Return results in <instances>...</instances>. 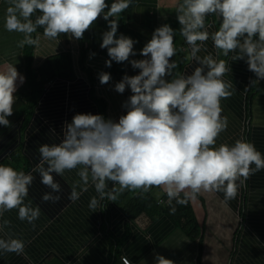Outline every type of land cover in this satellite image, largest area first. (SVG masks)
<instances>
[{
	"label": "clouds",
	"instance_id": "9594fccd",
	"mask_svg": "<svg viewBox=\"0 0 264 264\" xmlns=\"http://www.w3.org/2000/svg\"><path fill=\"white\" fill-rule=\"evenodd\" d=\"M131 3L6 0L4 28L22 34L19 48L39 46V37L32 35L37 28L51 40L61 35L81 40L102 17L108 24L100 44L110 58L106 66L111 67L112 61H128L132 68L139 69L138 74L124 75L114 86L118 93L126 87L132 93L122 104L126 112L118 121L100 114L77 113L71 122H65L59 143L39 146L40 160L33 172L49 189L42 201L59 202L62 189L54 174L74 169H78L79 180L68 198L76 201L93 187L97 195L89 201L92 211L105 198L114 202L125 190L147 192L154 186L163 187L169 198L180 193L195 198L201 192H223L225 202L234 199L239 187L264 169V156L252 143L240 139L232 145L215 146L228 126L221 100L231 97L234 88L231 81L223 79L230 71L225 61L198 53L210 38L218 54L235 52L234 60H246L257 81L264 79V0H177L179 34L190 48L186 59L196 61L198 66L190 74L175 75L177 64L171 58L176 55V31L168 24L153 31L140 50L143 59L129 60L136 54V41L123 34L117 37L116 33L118 17ZM209 16L219 22L218 30L211 33L206 26ZM110 80L109 73L99 74L101 84ZM18 81L23 83L24 77L14 65L0 70V125L5 127L11 126L7 117L13 114ZM35 179L32 172L0 164V216L17 209L21 221L33 224L39 218L40 207L24 203ZM108 182L119 187L109 191ZM8 224V220L3 221V225ZM24 248L19 238L7 233L0 237V252L21 254ZM156 264L173 262L158 255Z\"/></svg>",
	"mask_w": 264,
	"mask_h": 264
},
{
	"label": "crops",
	"instance_id": "0c3cea01",
	"mask_svg": "<svg viewBox=\"0 0 264 264\" xmlns=\"http://www.w3.org/2000/svg\"><path fill=\"white\" fill-rule=\"evenodd\" d=\"M176 2H132L124 35L136 41L133 46L136 54L129 60L143 59L140 50L151 39L153 31L168 24L176 31V55L183 54L185 60L179 69L176 67L173 70L174 75L190 74L198 66L196 61L186 59L190 48L179 34ZM6 7V0H0V70L12 64L25 81L26 45L23 48L17 46L23 38L22 34L5 30ZM206 26L211 33L218 30L219 22L209 16ZM106 29L108 24L101 17L85 31L81 40L88 42L89 49L83 56H78L81 40L65 35L51 40L43 36L42 28H37L32 34L40 41L39 46L30 47L32 67L40 72L45 70L49 66V58L55 59L64 45L73 55V76L70 79L56 76L50 80L30 115L24 114L23 121L12 123L6 129L8 132L0 138V164L11 153L20 155L17 169L36 176L24 203L41 209L39 218L33 224L18 219L17 209L0 216V226L3 227L0 237L7 233L25 243L21 254L0 252V264H120L114 260L119 255L127 256L133 264H156L158 255L173 264H264V236L256 233L250 221L241 216V210L245 208L241 207L245 198L242 194L250 188H264V169L251 175L239 187L236 197L228 202L224 201L223 192H201L195 198L180 193L186 198L184 204L191 211L193 231L187 229L189 222L186 221L187 227H183L166 213L164 209L173 210L174 206L170 207L173 198L168 197L163 187L154 186L147 191L156 202V207L142 214L133 215L131 210L129 213L127 206L129 200L141 192L139 190H125L117 195L114 202L105 198L94 211L89 208V201L97 193L91 186L78 200H70L68 196L72 186L79 180L78 169L65 171L63 175L54 174V179L61 185V199L57 203L42 201V195L49 189L33 172L40 160L39 146L59 143L63 138L65 122H71L77 113L100 114L106 119L118 121L124 114L122 104L132 95L130 88L126 87L123 93H118L114 86L124 75L133 76L139 72L133 70L128 61L125 62V71H121L115 61L111 62V67L106 66L105 61L110 58L107 49L100 47ZM176 55L171 58L175 62ZM198 55H211L217 61L223 60L228 64L227 59L234 60L236 53L230 52V56L226 57L218 54L209 38ZM236 62L246 63V60L237 59ZM246 70L247 81L255 87L249 92L231 81L229 75L223 77L225 81L232 82L234 89L231 97L221 100L222 115L227 117L228 126L217 138L215 146L232 145L240 139L252 143L264 156V79L257 81L248 66ZM100 73H109L111 80L101 84ZM23 83L18 81L17 88ZM100 99L103 104L98 102ZM102 105L103 111L100 110ZM118 187L116 185L115 188ZM4 220H8L9 224L3 225Z\"/></svg>",
	"mask_w": 264,
	"mask_h": 264
},
{
	"label": "trees",
	"instance_id": "16d2710c",
	"mask_svg": "<svg viewBox=\"0 0 264 264\" xmlns=\"http://www.w3.org/2000/svg\"><path fill=\"white\" fill-rule=\"evenodd\" d=\"M112 0H110L111 2ZM135 0H132L134 2ZM107 2L106 3H110ZM132 4V3H131ZM110 5V4H109ZM131 6V5H130ZM129 7L127 10H125L123 13L120 14L118 17V29L116 36L125 33V21L129 17L130 13ZM127 11V12H126ZM126 13V16H124ZM128 27V26H126ZM106 29L105 31H107ZM101 33V32H100ZM79 46V52L78 56H83L88 49L89 45L87 41H82L78 44ZM29 45L25 46V60H26V79L22 85H20L16 92L14 93L16 97V102L14 104L13 108V114L7 119L10 121V125L12 123L17 122L19 120L23 121L24 114L30 115V113L33 111V109L38 105L41 99V95H43L44 91L47 88V84L50 83V80H52L54 77H62L65 79H70L73 76V70L71 68L72 62H73V55L71 56V51L66 46H62V50L59 51L60 54L57 55L55 59L49 58V66L45 70H35L31 65V51H30ZM230 56V55H228ZM132 57V56H131ZM129 57V58H131ZM226 57V56H225ZM177 62V68L179 69L184 63V55L177 53L176 58ZM228 60V67L230 69L229 72L226 74L229 75V79L238 86L246 91L249 92V90L255 89V87H252L253 84L249 80L247 81V77L245 76V70L247 68V63L241 62L240 64L236 62L237 60ZM241 60V59H238ZM245 61V60H244ZM126 62V61H125ZM125 62L118 63L120 66L121 71L126 70V64ZM235 62V63H233ZM129 67V66H128ZM134 70V68H133ZM136 72H139V69H135ZM247 71V70H246ZM170 78V77H166ZM99 103L103 104V101L98 100ZM101 111L104 110V106H100ZM126 112V109L124 108L123 113ZM8 127L0 125V138L4 136V134L8 131H6ZM20 160V155L15 153H11L8 158L3 160L1 163L3 165L11 166L12 168H18L17 164ZM19 169V168H18ZM17 171H23L18 170ZM116 185L112 184L111 182H108V190L111 191L114 189ZM249 189H247V192L242 194L244 198V203L242 209L244 208V211L241 210V216L246 217L248 221H250L251 227L254 229L256 233H259L264 236V188H250V192H248ZM184 201L181 203L180 201ZM130 203H128L129 213L130 210L132 211L133 215L136 213H144L145 211H149L156 207V202L154 201L153 197L149 195L147 192H140L135 197L131 198L129 200ZM186 198L183 195H179L176 198H173L170 202V207L174 206V209L171 208L164 209L166 213H168L171 218L177 219L178 222L183 226H186V221L189 222L188 224V231H193V219L191 215V211L189 210L188 206L185 205ZM247 204V207H246ZM242 223V222H241ZM121 256L125 255H119L114 257L115 261H119L120 264H123L121 261ZM130 259V258H129ZM131 261V259H130ZM132 262V261H131ZM133 264V262H132Z\"/></svg>",
	"mask_w": 264,
	"mask_h": 264
},
{
	"label": "built area",
	"instance_id": "2783aa9c",
	"mask_svg": "<svg viewBox=\"0 0 264 264\" xmlns=\"http://www.w3.org/2000/svg\"><path fill=\"white\" fill-rule=\"evenodd\" d=\"M121 261L123 264H132V262L127 256H121Z\"/></svg>",
	"mask_w": 264,
	"mask_h": 264
}]
</instances>
